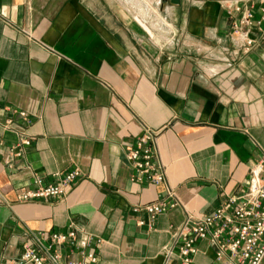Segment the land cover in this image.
I'll use <instances>...</instances> for the list:
<instances>
[{
  "label": "crops",
  "instance_id": "obj_1",
  "mask_svg": "<svg viewBox=\"0 0 264 264\" xmlns=\"http://www.w3.org/2000/svg\"><path fill=\"white\" fill-rule=\"evenodd\" d=\"M139 1L140 23L122 0H0V261L74 227L100 240V264H179L164 252L176 228L244 193L264 159V0L242 26L248 52L219 0ZM144 128L176 197L151 226L132 209L174 201L133 177L126 153ZM74 169L65 196L17 201L35 176ZM196 245L195 262L215 264Z\"/></svg>",
  "mask_w": 264,
  "mask_h": 264
},
{
  "label": "built area",
  "instance_id": "obj_2",
  "mask_svg": "<svg viewBox=\"0 0 264 264\" xmlns=\"http://www.w3.org/2000/svg\"><path fill=\"white\" fill-rule=\"evenodd\" d=\"M254 0H219L226 7V13L231 20V32L236 37V45L248 52L254 47V41L243 32L242 26L253 24L252 7ZM262 1V0H260ZM260 20L264 22V9L260 11ZM135 19V18H134ZM19 116L29 124L25 113ZM8 129L11 121L5 122ZM158 134L144 128L135 145L126 153V159L134 171L133 177L139 183L147 182L152 186L165 185L166 198L143 206H135L134 213L147 214L148 225L155 218L176 205L175 192L167 186L164 168L159 162L155 141ZM20 141L17 150L29 147L31 142L24 133L19 134ZM263 158L251 169L247 190L240 195L229 196L221 206L211 214L202 218H187L175 230L171 243L165 248V256L176 254L179 264H197L194 260L198 252L197 242L206 241L213 248L215 264H261L264 257V172ZM78 169L61 174L55 184H44L35 176L31 189L18 193L17 201L32 202L61 198L67 194L78 179ZM143 225V222H139ZM92 235L79 233L70 227L65 233H49L39 248L24 246L17 260L0 261V264H100L92 252V245L98 243Z\"/></svg>",
  "mask_w": 264,
  "mask_h": 264
},
{
  "label": "rangeland",
  "instance_id": "obj_3",
  "mask_svg": "<svg viewBox=\"0 0 264 264\" xmlns=\"http://www.w3.org/2000/svg\"><path fill=\"white\" fill-rule=\"evenodd\" d=\"M122 1H125V4H123V5H125V7L128 8V10L131 12L132 16L136 19V14H134L133 9L134 10H137L139 12V10H140V7L139 6H141V4H142L141 1L138 0L139 5H138V2L137 3H132L129 0H122ZM143 2H145L146 4H149L150 5V0H143ZM158 2H160V0H158ZM138 20L136 19V21H138ZM138 22L140 23L141 21H138Z\"/></svg>",
  "mask_w": 264,
  "mask_h": 264
},
{
  "label": "water",
  "instance_id": "obj_4",
  "mask_svg": "<svg viewBox=\"0 0 264 264\" xmlns=\"http://www.w3.org/2000/svg\"><path fill=\"white\" fill-rule=\"evenodd\" d=\"M164 2L170 3L171 5L178 6L180 4V0H163Z\"/></svg>",
  "mask_w": 264,
  "mask_h": 264
},
{
  "label": "bare ground",
  "instance_id": "obj_5",
  "mask_svg": "<svg viewBox=\"0 0 264 264\" xmlns=\"http://www.w3.org/2000/svg\"><path fill=\"white\" fill-rule=\"evenodd\" d=\"M130 2H132V3H137L138 2V0H129ZM132 5V4H131ZM136 5V4H135ZM140 12V11H139ZM137 17V16H136ZM138 20V19H137ZM139 21V20H138ZM157 22V21H156ZM147 29V28H146Z\"/></svg>",
  "mask_w": 264,
  "mask_h": 264
}]
</instances>
